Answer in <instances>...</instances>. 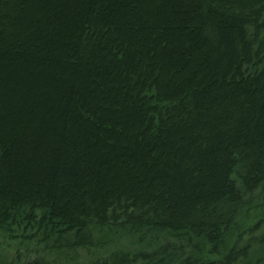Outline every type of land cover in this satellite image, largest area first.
I'll use <instances>...</instances> for the list:
<instances>
[{
	"label": "trees",
	"instance_id": "trees-1",
	"mask_svg": "<svg viewBox=\"0 0 264 264\" xmlns=\"http://www.w3.org/2000/svg\"><path fill=\"white\" fill-rule=\"evenodd\" d=\"M261 186L264 0H0V231L264 264V235L219 250Z\"/></svg>",
	"mask_w": 264,
	"mask_h": 264
},
{
	"label": "rangeland",
	"instance_id": "rangeland-1",
	"mask_svg": "<svg viewBox=\"0 0 264 264\" xmlns=\"http://www.w3.org/2000/svg\"><path fill=\"white\" fill-rule=\"evenodd\" d=\"M238 186L241 187L240 184ZM242 192L244 204L241 206L238 225L226 236L224 244L219 246L221 252L241 247L249 242L257 248L264 235L263 221L259 227L254 228L255 222L264 218V186L252 193ZM11 230L13 236L7 231H0V264H31L33 261L42 264H91L116 250L133 251L147 248L131 237L114 234L107 229L94 232L96 240L94 245L74 250L67 247L65 240L57 241L56 235L47 237L36 229L22 230V227L16 226ZM256 259L252 254L248 262L253 264Z\"/></svg>",
	"mask_w": 264,
	"mask_h": 264
}]
</instances>
